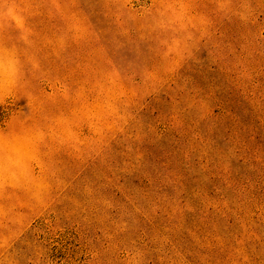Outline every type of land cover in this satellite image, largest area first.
<instances>
[{
    "label": "rangeland",
    "instance_id": "obj_1",
    "mask_svg": "<svg viewBox=\"0 0 264 264\" xmlns=\"http://www.w3.org/2000/svg\"><path fill=\"white\" fill-rule=\"evenodd\" d=\"M0 264H264V0H0Z\"/></svg>",
    "mask_w": 264,
    "mask_h": 264
}]
</instances>
